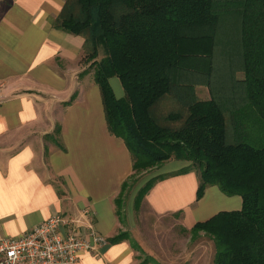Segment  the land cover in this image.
Listing matches in <instances>:
<instances>
[{
    "label": "trees",
    "instance_id": "16d2710c",
    "mask_svg": "<svg viewBox=\"0 0 264 264\" xmlns=\"http://www.w3.org/2000/svg\"><path fill=\"white\" fill-rule=\"evenodd\" d=\"M227 21L236 29L244 98L225 109L195 96L194 85L214 79ZM54 26L84 39L85 72L100 89L109 133L131 155L130 177L170 160L189 163L178 174H197V200L210 186L242 199L239 211L191 229L213 241V264H264V0H67ZM163 178L150 180L135 204Z\"/></svg>",
    "mask_w": 264,
    "mask_h": 264
},
{
    "label": "crops",
    "instance_id": "0c3cea01",
    "mask_svg": "<svg viewBox=\"0 0 264 264\" xmlns=\"http://www.w3.org/2000/svg\"><path fill=\"white\" fill-rule=\"evenodd\" d=\"M66 1L0 0V239L61 215L76 222L78 234L91 225L104 240L77 264H142L129 239L110 242L137 229L134 201L124 209L126 221L115 204L133 163L124 141L109 133L100 89L85 72L84 39L54 26ZM108 82L122 99L120 80ZM188 166L170 160L155 169L153 178H164L140 208L177 216L186 231L241 209V197L216 186L197 200V174H178Z\"/></svg>",
    "mask_w": 264,
    "mask_h": 264
},
{
    "label": "rangeland",
    "instance_id": "374dc122",
    "mask_svg": "<svg viewBox=\"0 0 264 264\" xmlns=\"http://www.w3.org/2000/svg\"><path fill=\"white\" fill-rule=\"evenodd\" d=\"M217 51L214 56V79L210 85L197 80L194 85L195 96L206 99L213 97L226 109L232 102L243 104V86L239 82L243 78L240 71L239 50L237 48L236 29L232 22H224L218 35ZM102 54L99 58H102ZM89 65V64H87ZM88 67V66H87ZM93 75V72H91ZM200 89L201 91H198ZM198 93V95H197ZM239 106V105H238ZM164 165V164H163ZM162 166V165H161ZM156 170H150L139 176L129 177L116 197L119 203L117 212L120 219L125 207L136 201L139 191L154 179ZM135 204L134 219L137 225L134 235L127 228L124 233L129 241L137 245L136 256L140 261L150 258L159 264H213L215 247L213 241L203 232L184 230L177 216L154 217L144 208Z\"/></svg>",
    "mask_w": 264,
    "mask_h": 264
},
{
    "label": "built area",
    "instance_id": "2783aa9c",
    "mask_svg": "<svg viewBox=\"0 0 264 264\" xmlns=\"http://www.w3.org/2000/svg\"><path fill=\"white\" fill-rule=\"evenodd\" d=\"M75 224L56 215L21 237L0 239V264H77L81 255L94 251L104 240L91 225L78 234Z\"/></svg>",
    "mask_w": 264,
    "mask_h": 264
}]
</instances>
